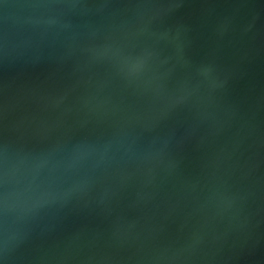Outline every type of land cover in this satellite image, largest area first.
Segmentation results:
<instances>
[{
  "label": "water",
  "instance_id": "obj_1",
  "mask_svg": "<svg viewBox=\"0 0 264 264\" xmlns=\"http://www.w3.org/2000/svg\"><path fill=\"white\" fill-rule=\"evenodd\" d=\"M0 264H264V0H0Z\"/></svg>",
  "mask_w": 264,
  "mask_h": 264
}]
</instances>
